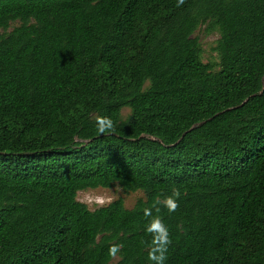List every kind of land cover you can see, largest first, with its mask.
Returning a JSON list of instances; mask_svg holds the SVG:
<instances>
[{"label": "trees", "instance_id": "16d2710c", "mask_svg": "<svg viewBox=\"0 0 264 264\" xmlns=\"http://www.w3.org/2000/svg\"><path fill=\"white\" fill-rule=\"evenodd\" d=\"M177 3L0 0V264H152L173 188L165 264H264V0ZM116 184L144 197L76 198Z\"/></svg>", "mask_w": 264, "mask_h": 264}, {"label": "clouds", "instance_id": "9594fccd", "mask_svg": "<svg viewBox=\"0 0 264 264\" xmlns=\"http://www.w3.org/2000/svg\"><path fill=\"white\" fill-rule=\"evenodd\" d=\"M184 0H178L177 6H181ZM96 129L99 134H109L115 131L114 121L107 116H98L96 118ZM180 190L173 188L170 195L164 196L163 199L157 198L152 207L144 209V216L150 218L145 226V231L151 235V247L148 252V259L152 264H165L167 260L168 247L172 243L169 229L159 215V205H163L169 212H174L178 208V198ZM89 202H94L97 205L103 206L109 202L105 196L97 195L94 198H89ZM153 208L156 210V215H153ZM143 243V241H142ZM120 246L111 245L109 247V255L115 257L119 252Z\"/></svg>", "mask_w": 264, "mask_h": 264}, {"label": "rangeland", "instance_id": "374dc122", "mask_svg": "<svg viewBox=\"0 0 264 264\" xmlns=\"http://www.w3.org/2000/svg\"><path fill=\"white\" fill-rule=\"evenodd\" d=\"M17 23L18 22H14L12 26L16 25ZM193 35L196 36L200 42L202 48L201 56L203 62L215 64V68L217 69L219 58L214 47L219 37L218 32L216 30H206L204 26H200L196 29ZM128 113H129V109L123 108L122 110L123 117L127 116ZM97 195L105 196L109 202L117 198H122L124 205L127 208H131L138 198L144 197V193L141 190L125 192L122 190V188L119 185L116 184L109 188H93V189L78 191L76 198L77 200L85 203L90 209H94L100 205H97L94 202L90 203L89 198H94ZM109 202L105 203L104 205L108 204ZM116 260L117 257H114L110 264H114Z\"/></svg>", "mask_w": 264, "mask_h": 264}]
</instances>
